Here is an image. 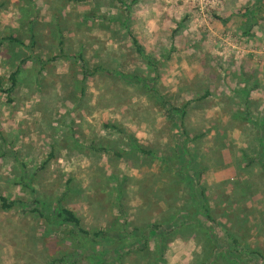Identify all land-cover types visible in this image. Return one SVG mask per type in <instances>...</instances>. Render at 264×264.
I'll list each match as a JSON object with an SVG mask.
<instances>
[{"label": "rangeland", "instance_id": "obj_1", "mask_svg": "<svg viewBox=\"0 0 264 264\" xmlns=\"http://www.w3.org/2000/svg\"><path fill=\"white\" fill-rule=\"evenodd\" d=\"M10 34L24 44L0 50V75L21 67L13 101L0 93V194L20 203L0 204V264H205L215 244L194 225H170L191 203L177 152L184 128L152 86L177 107L193 100L184 123L208 201L264 251V168L247 166L264 125V0H0V37ZM86 66L99 68L84 79ZM136 141L153 154L132 150ZM60 205L126 250L149 247L87 257L65 222L38 215L52 219Z\"/></svg>", "mask_w": 264, "mask_h": 264}, {"label": "trees", "instance_id": "obj_2", "mask_svg": "<svg viewBox=\"0 0 264 264\" xmlns=\"http://www.w3.org/2000/svg\"><path fill=\"white\" fill-rule=\"evenodd\" d=\"M58 23L61 26L60 22ZM131 36L134 41L136 50L140 53V55L147 59L148 63L153 64L152 66H156L154 58L147 54L144 46L141 44V42H139L137 36H135L133 33H131ZM32 37L34 38V36ZM34 41L35 39H33L32 43H35ZM5 42L17 43L21 45L24 44V41L22 39L14 36L13 34L5 35L0 37V50ZM58 58H60V56H54L52 59L56 60ZM98 68L99 67H95V69L91 70V68L86 66L84 68V79H87L90 75L97 73ZM20 72L21 67L12 72L9 77L0 75V93L6 94L8 96L9 102L13 101V99L11 98V94L17 85L18 75ZM117 74L122 79H125L127 81L138 83H140L141 81V79L137 80V77L130 73H123L122 71H119V73ZM151 90L154 92V95L161 109L165 110L167 115L172 120L174 119L175 121L179 122L182 128H184L177 152L182 159L180 170L182 174L181 176H183V179L186 181V184L188 186L191 203L184 206L185 209H183V211H181L178 216L175 217V220L172 222V224H170L172 226V229L175 230L176 227L179 228L184 225H194L202 230V232L204 233L203 238L207 241L206 243L208 244V246L212 245L211 242L215 244L213 246V250L211 251V256L210 258H206L205 264H213L217 259L221 257L226 258L229 262H233L234 264H252V261L250 262V255L251 259L254 255L257 257L259 256L260 258H264V251L254 249L249 243L250 233L247 231V229H245L242 225H238V228L235 225L230 226L231 224H228V221L231 222L229 218H226L225 222L218 220L215 214L216 211L208 201L206 188L201 184L199 180L200 174L198 172L201 168L200 160L195 158L193 152L194 150H190L189 147L191 143H194V139L190 138L191 136L186 131L184 123V117L186 116L188 109L187 107L191 105V102L193 100H188V102H186L183 107H177L173 105L169 100H166L164 96L158 91V88L156 89L152 86ZM209 94V91H207L206 94L202 97H207ZM105 126L117 127L110 123H106ZM258 127L259 131H261L262 133V135L260 136L261 149L257 156L248 157L247 166L250 167L254 165H261L264 168V125L262 124ZM132 150L139 154L147 156L153 154V150L150 147L145 146L144 144L137 141L135 143H132ZM115 154L117 156L123 155V153L119 151H115ZM61 201L62 197L59 198V204L62 203ZM19 203L20 202L17 199H10L5 195L0 194V204L4 210H10L17 206ZM189 205H192V207L189 208ZM39 212L40 213L38 215L42 218L46 217V221L48 220L49 224H54L58 219L65 222V224H67L66 234H68V237L66 238L72 239L73 243L74 238H72V236L75 235L78 239L76 247H82L84 248V250L88 249L89 252L85 250V254L87 255V257L94 259L97 258V260H100L102 262L107 260L108 257L112 256L111 251H114L116 253V255H113L114 257L117 256L116 258H122V256L127 255L131 251H143L148 246V244L145 242L143 246H133L132 248L126 250L127 246L126 242L124 241L125 239L119 240V236L109 233L107 230L89 231L85 229L82 226L81 217L73 209L64 205L59 206L56 214H54V216H51L52 219L47 218V216L40 210ZM162 225L163 224L160 223V225L158 224L154 227H156V229H160ZM70 226L71 228L69 229ZM216 226L222 228V235H220V232L216 230ZM74 228L77 230H75ZM160 235H162V233ZM163 235L162 237H160L159 243V247L162 250L164 249L163 242L165 241V237L163 238ZM88 243H90L91 246H89ZM62 245L70 246L69 243H63ZM122 250V253H118V251Z\"/></svg>", "mask_w": 264, "mask_h": 264}]
</instances>
